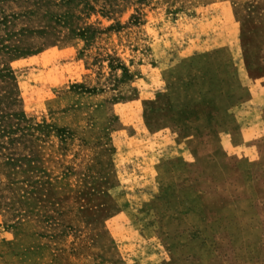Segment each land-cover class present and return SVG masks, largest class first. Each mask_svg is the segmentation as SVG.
<instances>
[{
    "label": "rangeland",
    "instance_id": "obj_1",
    "mask_svg": "<svg viewBox=\"0 0 264 264\" xmlns=\"http://www.w3.org/2000/svg\"><path fill=\"white\" fill-rule=\"evenodd\" d=\"M0 264H264V0H0Z\"/></svg>",
    "mask_w": 264,
    "mask_h": 264
}]
</instances>
